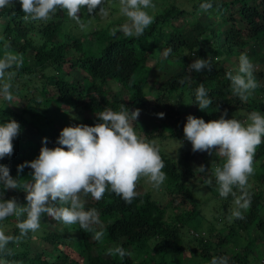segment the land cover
Here are the masks:
<instances>
[{
  "label": "trees",
  "instance_id": "16d2710c",
  "mask_svg": "<svg viewBox=\"0 0 264 264\" xmlns=\"http://www.w3.org/2000/svg\"><path fill=\"white\" fill-rule=\"evenodd\" d=\"M189 1L191 8L163 0L160 11L141 35L120 37L112 35L113 19L99 12L100 5L93 13H88L86 6L78 13L79 23L86 25L83 29L62 10L47 21H26L18 0L0 7V58H13L0 79L10 83L13 95L26 100L19 112L0 103V121L14 118L21 125L13 140L12 155L0 161L9 166L11 175L19 181L21 174L31 175L30 167L18 172L17 165L38 156L43 137L48 138V147H55L63 127L93 125L99 121L96 113L105 107L117 111L139 108V114L163 112L169 130L151 129L138 120L146 133L137 135L152 142L157 137L186 139L183 100L196 104L195 90L201 83L212 99L202 116L205 121L218 119L225 109L226 118L234 115L241 121H246L253 110L264 113V96L246 101L233 93L226 76L231 68L223 61L225 55L245 53L250 57L258 51L264 62V0H211L212 6L207 9L200 7L203 0ZM104 4L116 10L120 0H103ZM86 34L89 35L84 38ZM102 39L100 48L89 49ZM163 54L179 60L180 69L168 77L150 79V60H158ZM198 56L211 57V68L189 71L188 65ZM72 71L77 73L72 75ZM19 80L25 81L19 84ZM260 91L264 92V87ZM196 107L200 109L197 104ZM157 149L166 175L156 191L141 189V175L135 182L137 195L131 203L108 190L99 200L91 194L88 202L84 195L80 197L85 209L95 208L99 214V223L88 230L73 223L58 231L40 222L35 231L21 234L17 224L26 218V193L19 184L18 188L6 189L4 198L14 197L18 208L0 220V231L11 237L0 248V264H210L213 256L226 257L228 264H253L255 253L264 245V142L256 146L254 171L249 175L257 187L244 192L247 196L242 195L250 199L249 206L243 216L234 218L224 235L223 230L215 234L216 225L223 220L228 225V205L240 188L233 186L235 196L230 193L222 197L217 191L214 166L207 165L199 154L197 160L205 165L204 173L195 172L199 165L189 163V153L181 154L185 162L178 164ZM195 177L210 179V193L223 201L219 203L221 215L208 222H203L198 210L200 203L191 182ZM47 215L42 213L41 217ZM103 224L106 233L102 232L100 240L94 239V232L102 231ZM194 231L199 238L191 233ZM238 231H243L247 243L229 252L225 246ZM213 236L219 237V252L211 249ZM33 242L42 249H34ZM118 242L126 254L109 253V257H104L109 244Z\"/></svg>",
  "mask_w": 264,
  "mask_h": 264
},
{
  "label": "clouds",
  "instance_id": "9594fccd",
  "mask_svg": "<svg viewBox=\"0 0 264 264\" xmlns=\"http://www.w3.org/2000/svg\"><path fill=\"white\" fill-rule=\"evenodd\" d=\"M23 19L47 21L62 10L68 17L80 21L79 12L85 6L88 13H93L100 5L99 12L105 15L107 6L103 0H18ZM13 3V0H0V7ZM212 6L211 0H203V9ZM152 0H120L119 12L126 21L119 26L125 36H139L152 23L153 16L148 9ZM81 29L86 25L79 23ZM113 35L116 34L113 30ZM258 52V51H257ZM260 54V52H258ZM261 55V54H260ZM251 57V56H250ZM262 57V55H261ZM11 57L0 58V77L10 68ZM264 65L263 60L261 59ZM212 58L197 57L188 65V70L202 71L211 68ZM253 63L247 54L239 57L238 70L226 72L231 81L230 87L234 94L242 100L251 95V89L257 87L253 75ZM264 76L260 72L258 82ZM10 83L0 79V98L11 101L13 94ZM195 103L201 110H206L212 103L207 89L201 83L195 90ZM140 109L113 110L105 107L96 113L99 121L93 125H68L61 129L57 137V146L48 147L47 137L42 138V146L38 156L17 165L18 172L25 166L32 169L31 179L23 185L26 193L23 211L26 218L19 221L17 227L21 234L28 230L35 231L40 227L42 213H47L54 220L64 224L78 223L80 228L88 230L99 223V214L95 208L85 209L81 194H91L99 200L106 190L119 195L126 203H131L138 177L141 175L159 186L165 179L162 171L164 161L154 142L147 141L137 135L133 121H137ZM163 117L165 113L158 112ZM227 117V110L218 119L205 121L203 117L188 114L183 126L184 137L191 142L192 151H209L213 149L217 156L223 157L221 166L214 169L217 191L222 197L230 193L235 196L233 186L243 189L248 177L253 173V157L256 146L264 142V113L251 111L246 121L234 115ZM21 131L20 123L12 118L0 121V161L11 156L14 150L13 140ZM66 146V147H65ZM205 165L196 167L195 172L204 173ZM204 183L211 184L210 179ZM19 180L11 175L7 164L0 162V220L16 213V199L4 198L6 189L18 188ZM247 196V193H244ZM236 208L232 215L240 217V209L247 208L249 198L236 197ZM18 214V213H17ZM102 231L96 230L93 238L100 240ZM10 236L0 231V248H3ZM108 253L123 256L126 250L122 246L109 248ZM210 264H228L226 257L213 256Z\"/></svg>",
  "mask_w": 264,
  "mask_h": 264
},
{
  "label": "rangeland",
  "instance_id": "374dc122",
  "mask_svg": "<svg viewBox=\"0 0 264 264\" xmlns=\"http://www.w3.org/2000/svg\"><path fill=\"white\" fill-rule=\"evenodd\" d=\"M176 2L177 4H179L180 6H186L188 8H191V2L189 0H171ZM163 4V0H152V7H150L148 9V11L150 12V14L154 17V15H156L159 11L160 8L162 7ZM107 10H104V13L106 14V18L107 19H113L112 21V27H111V33H113V30H115L116 34L113 35L115 37H120V36H125L122 31H120L119 26L121 24H123L126 21V18L120 14L119 12V7H116V10H114V8L109 5H107ZM64 14V13H63ZM203 20V19H202ZM89 34L84 35V38H87ZM103 39L99 40V43H94L93 45H91V47L89 49L91 50H95L100 48V44H103ZM93 48V49H92ZM88 50V47H87ZM241 54V52H240ZM239 57L237 55L234 54H230L228 57L225 55L223 57V61L224 64L226 66H228L229 68H231V70H233L234 72H236L238 70V65H239ZM261 55L257 52L255 54L252 55L251 53V57L250 60L253 63V75L255 77V79L258 81V77L260 76V72L264 73V65L262 64V61L260 60ZM30 63L33 64V60H32V56L30 57ZM149 64H151V70H150V79L153 78H165L168 77L172 74H174L175 72H177L180 69V61L176 60V59H170L166 54H163L162 57L160 59H155V60H150ZM74 73H77L76 71H72V75ZM25 80H19V84H22V82H24ZM150 82H152L150 80ZM149 85H151L150 83H148ZM261 87H264V76L261 77L259 79V82L257 83V87L255 89H251V95H249L247 97V100H259L264 96V92H261ZM2 104L7 105V107L10 109H14L15 112H19L20 109L26 104V100L13 95V99L11 101L5 100L3 98H0ZM184 101V105L182 106L181 110H182V117L186 122V117L188 114H193L197 117H202L204 115V113L207 112L206 110H201V109H197L196 104H192L189 103L187 100H183ZM55 110H59V106L57 105ZM63 111V109H62ZM65 111H69L68 108L65 107ZM2 113V112H1ZM62 113V112H61ZM69 113V112H68ZM72 113H69V116L71 117ZM68 114L66 115V117L63 115V117L67 118ZM73 116V115H72ZM85 116H88V114H86ZM62 117V115H61ZM1 119H3V117H1ZM141 120L143 123L147 124L148 126H150L151 129L153 128H160V129H165V130H169V125L167 123H164V119L163 117H159L156 115V113H147V114H139L137 121ZM137 121H133V127H136L137 129L135 130L137 132V134H141V136H143L146 131L144 128H141L139 123H137ZM142 138V137H141ZM154 144L156 147H159L160 149H162V152L172 156V158L174 160H176V162L178 164L184 163L185 159L183 157H181L180 155L183 153H189L192 156V159L189 161V163L191 165L194 166H198L201 165V161L197 160L198 154L202 157V159L204 160V162L207 165H212L214 166L213 168H215L218 164V162L221 160H223V157L217 156V154L215 153V150L213 149L212 152L209 151H192V145L191 142L188 141L187 139H175V138H167L165 140L160 139L157 137L156 140H154ZM22 177V179L19 181V185H24L25 180H29L30 179V174H26L24 176V174L20 175ZM205 179H200L198 177L192 178V186L193 189L195 191V194L199 200L200 205L198 206V210L201 212V215H203L204 220L203 222H208L209 219H211L212 217H214L215 215H221V208H220V201L214 199V197L212 196V194L209 191V187L208 184L204 183ZM142 188L144 191L145 190H152V191H156L157 190V186H154L153 182L150 181L147 176H144L143 181H142ZM256 181L253 178H250V176L248 177L247 183L245 185V187L243 189H239V194L237 197H242V195L244 194V192H249L250 189H255L257 187V183H255ZM156 188V189H154ZM207 191V192H206ZM84 195L85 200L84 201H90V194H81V197ZM243 198V197H242ZM206 200H209V203H206ZM235 201V199H234ZM234 201H232L229 205H228V225L224 224L223 222H225V220L223 221H219L216 225V231L215 234L218 230H223L222 234H227L229 232L230 229V224L233 223V220L236 216L232 215V210L234 208H236V204L234 203ZM223 202V201H222ZM242 215L244 214V212L246 211V208H242L240 209ZM261 214L264 216V206L263 209L261 211ZM240 216V217H241ZM239 218V217H237ZM41 224H46L48 225L49 229H56L58 231L62 230V228L65 226V224L62 221H57L54 220L51 216L47 215L46 217H41L40 220ZM206 224V223H204ZM102 232L106 233L105 230V225H102ZM254 230V229H253ZM193 235H195L197 238H199V235L197 234V232H191ZM255 233V231H254ZM243 231H238L237 235L234 236L232 239H230L225 248L226 250L230 251H236L238 249H240L241 246L245 245L247 243V239L243 238ZM212 246L211 249L213 250V252H219V250L221 248L218 247V241H219V237L218 236H213L212 239ZM105 244V241H104ZM121 243H110L109 246L110 248H115L116 246H119ZM33 248L36 250H41L42 246L40 244H38L37 242H33ZM259 251V252H258ZM256 253H255V259L253 260V264H264V245L263 247L259 248ZM109 253L106 251L104 253V257H109ZM196 256V255H194ZM189 258V256H188ZM195 259V257L193 258ZM190 264V263H189ZM194 264V263H192Z\"/></svg>",
  "mask_w": 264,
  "mask_h": 264
}]
</instances>
